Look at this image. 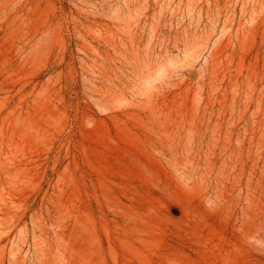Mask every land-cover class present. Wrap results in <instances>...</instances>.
I'll use <instances>...</instances> for the list:
<instances>
[{
    "label": "rangeland",
    "instance_id": "obj_1",
    "mask_svg": "<svg viewBox=\"0 0 264 264\" xmlns=\"http://www.w3.org/2000/svg\"><path fill=\"white\" fill-rule=\"evenodd\" d=\"M0 264H264V0H0Z\"/></svg>",
    "mask_w": 264,
    "mask_h": 264
},
{
    "label": "bare ground",
    "instance_id": "obj_2",
    "mask_svg": "<svg viewBox=\"0 0 264 264\" xmlns=\"http://www.w3.org/2000/svg\"><path fill=\"white\" fill-rule=\"evenodd\" d=\"M228 68H229V67H228ZM217 75H218V74H217ZM231 75H232V74H231ZM212 80H213V79H212ZM232 80H234V79H232ZM213 81H214V80H213ZM214 83H215V82H214ZM209 85H210V83L208 84V86H209ZM236 86H237V84H236ZM212 87H213V86H211V89H213ZM228 87H229V86H228ZM230 87H231V86H230ZM208 88H209V87H208ZM231 88H232V87H231ZM203 90H204V89H203ZM213 90H214V89H213ZM215 90H216V89H215ZM217 90H218V89H217ZM231 90H232V89H231ZM232 91H233V90H232ZM232 91H231V93H232ZM200 92H201V91H200ZM213 92H214V91H212V93H213ZM228 92H229V91H228ZM245 92H247V91H245ZM233 93H235V92H233ZM252 93H253V92H252ZM214 94H215V93H214ZM198 95H199V94H198ZM224 95H225V94H224ZM224 95H223V96H224ZM234 95H235V94H234ZM234 95H233V96H234ZM236 95H237V94H236ZM236 95H235V96H236ZM202 96H203V95H202ZM223 96H222V97H223ZM250 96H251V95H250ZM200 97H201V96H200ZM227 97H228V96H227ZM227 97H226V98H227ZM188 98H189V97H188ZM196 98H197V97H196ZM208 98H209V97H208ZM228 98H230V97H228ZM228 98H227V99H228ZM234 98H235V100H236V97H234ZM257 98H258V97H257ZM193 99H195V96L193 97ZM199 99H200V98H199ZM210 99H211V98H209V100H210ZM249 99H251V98H249ZM197 100H198V99H197ZM216 100H217V98H216ZM220 100H221V99H220ZM232 100H234V99H232ZM256 100H257V99H256ZM188 101H189V100H188ZM193 101H194V100H193ZM193 101H192V104H193ZM195 101H196V100H195ZM222 101H223V100H222ZM226 101H227V100H226ZM247 101H248V100H247ZM189 102H190V101H189ZM196 102H197V101H196ZM196 102H195V103H196ZM242 102H243V101H242ZM187 103H188V102H187ZM199 103H201V102H199ZM206 103H207V102H206ZM230 103H231V102H230ZM233 103L236 104L235 101H234ZM207 104H208V103H207ZM210 104H211V103H210ZM221 104H222V103H221ZM221 104H220V106H221ZM193 105H194V104H193ZM197 105H198V104H197ZM199 105H200V104H199ZM212 105H214V104H212ZM215 105H216V104H215ZM215 105H214V106H215ZM225 105H226V104H225ZM191 106H192V105H191ZM186 107H187V106H186ZM193 107H194V106H193ZM199 107H200V106H199ZM199 107H198V110H199ZM205 107H206V106H205ZM205 107H204V108H205ZM208 107H209V105H208ZM229 107H230V106H229ZM233 107H234V106H233ZM259 107H260V106H259ZM206 108H207V107H206ZM230 108H232V107H230ZM208 109H209V108H208ZM208 109H207V110H208ZM211 109H213V108H211ZM226 109H227V108H226ZM234 109H235V107H234ZM234 109H232V111H233ZM196 110H197V109H196ZM198 110H197V111H198ZM203 110H204V109H203ZM207 110H206L205 113H204V111H203V113L205 114L204 117L208 116L209 114L211 115V114L214 112L213 110H210L211 112L209 113V110H208V111H207ZM214 110H215V109H214ZM225 111H226V110H225ZM199 112H200V111H199ZM222 112L225 113L224 111H222ZM215 113H216V112H214L213 115H215ZM218 113H219V112H218ZM233 113H235V112H233ZM233 113H231V115H233ZM221 114H222V113H221ZM225 114H226V113H225ZM225 114H224V115H225ZM213 115H212V117H213ZM218 115H219V114H218ZM237 115H238V114H237ZM234 116H235V115H234ZM204 117H203V118H204ZM209 117H210V116H209ZM231 117H232V116H231ZM239 117H240V116H239ZM218 118H221V117L219 116V117H217L216 119H218ZM234 118H235V117H234ZM211 119H212V118H211ZM232 120H233V119H232ZM237 120H238V119H237ZM203 121H204V120H203ZM229 121H230V120H229ZM233 121H234V120H233ZM233 121H232V122H233ZM222 123H223V122H222ZM211 124H212V123H211ZM216 124H217V123H216ZM219 124H220V123H219ZM227 124H228V123H227ZM208 125H209V124H208ZM212 125H213V124H212ZM221 125H222V124H221ZM221 125H220V126H221ZM228 125H229V124H228ZM231 125H232V124H231ZM191 126H192V125H191ZM217 126H218V125H217ZM194 127H195V126H194ZM206 127H207V126H206ZM221 127H222V126H221ZM226 127H227V126H226ZM245 128H246V127H245ZM212 129H213V128H212ZM214 130H215V129H214ZM216 130H217V129H216ZM216 130H215V131H216ZM218 130H219V129H218ZM229 130H230V129H228V131H229ZM245 130H246V129H245ZM205 131H206V129H205ZM226 133H227V132H226ZM228 134H229V133H228ZM204 137H205V136H204ZM212 137H213V135H212ZM244 137H245V136H244ZM224 138H225V137H224ZM216 139H217V138H216ZM252 139H253V138H252ZM209 140H210V139H209ZM224 140H225V139H224ZM229 140H230V139H229ZM258 140H259V139H258ZM210 141H211V140H210ZM217 141H218V140H217ZM228 142H229V141H228ZM259 143H260V142H259ZM209 144H210V143H209ZM212 144H213V143H212ZM215 144H216V143H215ZM223 145H224V144H223ZM215 146H217V145H215ZM258 146H259V145H258ZM258 146H257V147H258ZM224 148H225V147H224ZM223 153H224V152H223ZM258 158H259V156H258Z\"/></svg>",
    "mask_w": 264,
    "mask_h": 264
}]
</instances>
